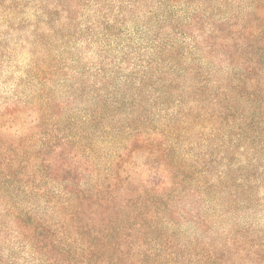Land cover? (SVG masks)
<instances>
[{
  "label": "clouds",
  "instance_id": "1",
  "mask_svg": "<svg viewBox=\"0 0 264 264\" xmlns=\"http://www.w3.org/2000/svg\"><path fill=\"white\" fill-rule=\"evenodd\" d=\"M0 264H264V0H0Z\"/></svg>",
  "mask_w": 264,
  "mask_h": 264
}]
</instances>
